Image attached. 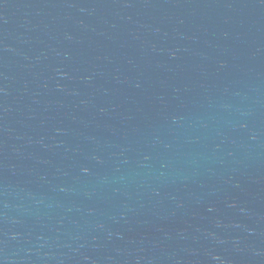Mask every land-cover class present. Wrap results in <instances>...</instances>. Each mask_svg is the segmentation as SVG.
<instances>
[{"label":"water","instance_id":"obj_1","mask_svg":"<svg viewBox=\"0 0 264 264\" xmlns=\"http://www.w3.org/2000/svg\"><path fill=\"white\" fill-rule=\"evenodd\" d=\"M0 264H264V0H0Z\"/></svg>","mask_w":264,"mask_h":264}]
</instances>
